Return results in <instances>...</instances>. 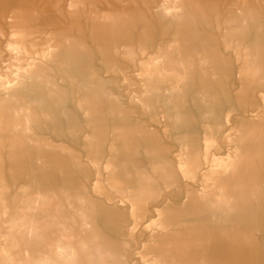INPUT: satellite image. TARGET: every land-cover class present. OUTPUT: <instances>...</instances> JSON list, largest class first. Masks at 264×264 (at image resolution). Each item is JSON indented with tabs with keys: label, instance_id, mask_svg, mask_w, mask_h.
Listing matches in <instances>:
<instances>
[{
	"label": "rangeland",
	"instance_id": "1",
	"mask_svg": "<svg viewBox=\"0 0 264 264\" xmlns=\"http://www.w3.org/2000/svg\"><path fill=\"white\" fill-rule=\"evenodd\" d=\"M0 100V263L264 264V0H0Z\"/></svg>",
	"mask_w": 264,
	"mask_h": 264
},
{
	"label": "bare ground",
	"instance_id": "2",
	"mask_svg": "<svg viewBox=\"0 0 264 264\" xmlns=\"http://www.w3.org/2000/svg\"><path fill=\"white\" fill-rule=\"evenodd\" d=\"M20 9H19V15H18V17H17V22H16V26H17V33L21 36V39L22 38H25V26H26V20H25V17H26V15H27V12H26V10L22 7L24 4L22 3V2H20ZM33 9V8H32ZM107 9V8H106ZM102 13V12H101ZM107 13V12H106ZM30 16H32L31 14H29ZM102 16V15H101ZM113 17V16H112ZM103 18V17H102ZM105 19V18H104ZM38 54V53H37ZM81 60V59H80ZM79 60V61H80ZM204 62V61H203ZM205 63V62H204ZM22 65V64H21ZM204 66V65H203ZM161 67V66H160ZM169 68V67H168ZM21 84V83H20ZM177 86V85H176ZM1 87H2V91H5V92H7L8 90H9V87L8 86H6V84H1ZM170 88V87H169ZM202 88V87H201ZM150 90V89H149ZM27 93V92H26ZM149 94V93H148ZM6 95V94H5ZM184 95V94H183ZM201 95V94H200ZM35 97V96H34ZM36 98V97H35ZM137 98V97H136ZM33 99V98H32ZM34 100V99H33ZM32 100V101H33ZM35 100H38V98L37 99H35ZM34 100V101H35ZM153 100V99H152ZM1 101V100H0ZM203 101V100H202ZM40 102V101H39ZM152 102V101H151ZM164 103V102H163ZM197 103V102H196ZM40 104V103H39ZM168 106V105H167ZM168 108V107H167ZM66 116V115H65ZM169 124V123H168ZM190 128V127H189ZM220 192H221V190H220ZM222 193V192H221ZM223 193H224V191H223ZM76 196H77V194H76ZM204 197V196H203ZM205 199H206V197H204ZM209 198V197H208ZM228 199H230V198H228ZM198 200V199H197ZM203 200V199H202ZM207 200V199H206ZM200 202V201H199ZM207 203L206 204H210V205H229V203L227 202V204H223V203H221V202H218V201H214V200H207L206 201ZM202 204V203H201ZM204 204V203H203ZM60 205V204H59ZM209 205V206H210ZM210 208V207H209ZM216 208H217V206H216ZM224 208V207H223ZM219 211V210H218ZM230 211V210H229ZM212 212H214V211H212ZM78 213V212H77ZM198 213V212H197ZM219 213H220V211H219ZM218 213V214H219ZM215 214V213H214ZM198 215H200V214H198ZM220 215V214H219ZM215 216H216V214H215ZM214 216V217H215ZM222 216V215H221ZM217 217V216H216ZM208 218V217H207ZM221 218V217H220ZM216 219V218H215ZM225 219V218H224ZM221 220H222V218H221ZM55 221V220H54ZM85 222V221H84ZM212 222V221H211ZM218 222V221H217ZM216 222V223H217ZM226 222H227V220H226ZM214 223V222H213ZM219 223V222H218ZM218 225V224H217ZM221 224L219 223V226H220ZM13 226H14V224H13ZM24 227V226H23ZM31 227V226H30ZM221 227V226H220ZM222 227H224V226H222ZM22 229V227H19V230L21 231V232H24L25 233V231L27 230L26 228V230L24 231L23 229ZM32 229H35V228H32ZM52 230H53V234H55L56 235V240H55V242L53 241V242H49V245L51 246L50 247V250H52L51 251V253H45V254H42L41 256H37V257H33V258H31L30 256H29V254L28 253H24V252H22V255L21 256H23V259H21V260H18V261H16L15 262V264H77V262H78V257L76 256V253H75V250L73 249V247L71 246V245H66L65 247H64V249H65V251H63V252H61V251H59V249H58V247H55L56 246V244L55 243H57V245H61V244H63V242H61V238H63L62 237V235H64V234H66V232L69 230V229H67L66 227H64V226H60V225H58V224H53V226H52ZM29 233H31L32 231H30V229L29 230H27ZM42 231V230H41ZM28 233V234H29ZM35 234H38L37 232H34ZM68 233L69 232H67V235H68ZM27 234V235H28ZM32 234V233H31ZM222 234V233H221ZM38 236L40 237V233L38 234ZM44 236V235H43ZM43 236H41V237H43ZM71 236V235H70ZM223 236V235H222ZM56 241H59V242H56ZM97 245V244H96ZM90 246V245H89ZM99 246V245H98ZM80 247L82 248V249H84L85 250V248L87 247V245H86V242L85 241H82L81 243H80ZM11 248V247H10ZM230 248V247H229ZM13 249V248H12ZM26 250V249H25ZM58 250V251H57ZM89 251V250H88ZM27 252V251H26ZM90 252V251H89ZM96 253V252H95ZM95 253H92V252H90L89 253V255H88V262H89V264H116V263H118V262H120V261H122L123 260V255L122 254H113L112 252H110V251H107V250H104V251H102L101 253H98V254H95ZM4 261V260H3ZM6 261V260H5ZM4 261V262H5ZM13 261V260H12ZM7 263V262H6ZM0 264H2V262L0 263ZM12 264H14L13 262H12ZM119 264V263H118Z\"/></svg>",
	"mask_w": 264,
	"mask_h": 264
}]
</instances>
